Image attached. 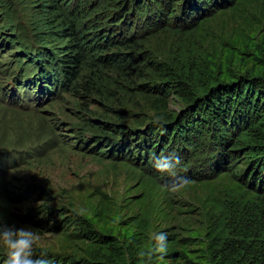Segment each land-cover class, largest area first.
Masks as SVG:
<instances>
[{"label": "rangeland", "instance_id": "1", "mask_svg": "<svg viewBox=\"0 0 264 264\" xmlns=\"http://www.w3.org/2000/svg\"><path fill=\"white\" fill-rule=\"evenodd\" d=\"M60 1L57 9L61 11L55 17L51 12L56 6L55 10L44 8L47 3L40 0H0V26L11 20L16 27L2 29L0 34L3 223L38 230L41 239L34 246V256L44 253L49 260L54 256L91 258L96 243L77 236V229L86 228L124 251L119 256H125L121 259L125 264H133L131 248H146L158 232L168 234V250L163 261L154 259L152 264H207L213 238L222 235L223 211L236 194L229 178L201 181L209 175L207 165L214 153L191 162L200 180L173 193L166 186L186 177L181 169L183 156L175 174L161 173L152 165L102 156L93 151L96 141H86L109 138L112 129L145 127L165 116L177 117L185 105L174 90L186 88L184 71L191 65L203 64L220 81L262 75L264 0H242L218 10L190 31L168 28L151 37L140 32L143 39L135 51L141 59L137 61L132 50L108 49L100 38L113 32L111 25L118 17L113 11L122 7L101 6L116 0H86L85 6L76 0ZM66 2H71L70 7H65ZM45 18L52 19L54 31L67 27L78 32L71 43L81 45L85 55L74 80L63 77L56 87L45 84L47 91L40 90L38 83L26 84V75L34 78L38 71H33L25 54L39 46L37 24ZM124 31L131 34L134 29ZM59 33L63 40L56 34L48 40L62 47L72 32ZM3 40L7 44L1 45ZM47 49L53 53L51 47ZM72 50L76 52V46ZM55 51L56 59L60 51ZM111 52L126 54L131 64L100 58ZM155 86L159 92L152 90ZM48 211L50 220H46ZM61 218H70L74 224L52 228L60 225ZM40 220L47 221L46 226L38 224ZM5 259L0 244V263Z\"/></svg>", "mask_w": 264, "mask_h": 264}, {"label": "trees", "instance_id": "2", "mask_svg": "<svg viewBox=\"0 0 264 264\" xmlns=\"http://www.w3.org/2000/svg\"><path fill=\"white\" fill-rule=\"evenodd\" d=\"M40 1L47 3L42 5L44 8L51 6L55 10L54 6H56V11L51 12L55 17L58 14L57 11H61L60 8L57 9L62 6L60 0ZM241 1L116 0L112 3L104 2L101 8L109 4H115L117 8L122 7L120 11H113L118 15L114 17L115 21L111 25L113 32L110 35H102L100 38L108 49L132 50V59L137 61L140 57L135 50L143 39L140 32L148 33L151 37L156 32L165 31L168 28H176L177 32H182L187 27L184 30L190 31L198 26L199 21H203L218 10L234 7ZM85 3L86 0H76L77 5L85 6ZM64 5L70 7L71 2H66ZM60 15L61 12L58 16ZM129 20L132 22L129 23ZM51 21L52 19L49 18L39 20L38 34L44 36L39 35L40 44L37 48L30 47L25 52L27 58L31 60L33 71H38L34 78L26 75V84L37 85L38 83L40 90L46 91L48 87L45 84L56 87L63 77L74 80L73 78L78 74L76 68L85 59L84 53L79 50L81 45L71 43L78 32L73 33L74 30L67 27L54 31L52 28L55 25L50 24ZM7 24V26H0V34L9 28L16 29L11 20H8ZM125 28L126 30L134 29V31L129 34L124 31ZM67 30L72 33H68L70 39L66 45L59 47L50 44L49 36L56 34L63 40L64 37H61L59 32ZM4 44H7V40L1 42V45ZM73 46H76V52L72 50ZM50 47L53 53L47 49ZM65 47H68L67 51L62 50ZM55 50H62L56 59L53 54L58 53ZM120 54L111 52L101 55L100 58L105 59L106 62L110 59L111 62H122L127 66L131 64L126 54ZM184 73L187 79L186 88L174 90L185 105V110L177 117L165 116L160 122H151L145 127H126L123 131L112 129L109 138L95 137L87 140L86 143L96 141L97 145L93 147V151L102 156L118 160L126 159L136 164L144 163L146 166H153V156H159L161 153H175L180 159L183 156L186 160L182 163L181 169L185 171L186 177L191 182L200 180L194 168L190 167L191 162L196 158L205 159V155L214 153L212 161L207 165L209 175L201 181L229 178L235 184L236 194L223 211L225 215L222 235L213 238L207 264H264V73L254 77L240 75L229 81H220L216 79L213 71L205 69L203 64L196 68L191 65ZM152 90L159 92L156 86ZM48 91L51 93L53 90ZM118 135L120 138H117ZM102 145H107L109 149L99 150ZM51 213L47 212L46 220H50ZM73 221L70 218H61L58 220L60 225H54L52 228H62V224L65 223L70 226L74 224ZM46 223L47 221L44 220L38 222L41 226H46ZM77 230H79L77 236L90 237L96 243L91 258L74 259L54 256L50 257L51 264H125L121 260L125 256L122 258L119 256L124 251L107 242L108 237L98 236L93 230L86 228ZM103 242L105 244H100ZM131 249L134 250L130 257L132 263L139 264L136 247Z\"/></svg>", "mask_w": 264, "mask_h": 264}, {"label": "clouds", "instance_id": "3", "mask_svg": "<svg viewBox=\"0 0 264 264\" xmlns=\"http://www.w3.org/2000/svg\"><path fill=\"white\" fill-rule=\"evenodd\" d=\"M153 167L161 173L175 174L176 167L181 163L175 153L153 156ZM191 181L186 177L175 180L171 185L166 186L170 192H178L187 187ZM41 239L40 232L32 228L8 226L3 223L0 216V244L3 245L6 253L4 264H51L46 254L41 253L34 256V246ZM168 250V234L158 232L153 234L150 244L145 248L141 247L137 252L139 264H152L155 259L163 261Z\"/></svg>", "mask_w": 264, "mask_h": 264}]
</instances>
